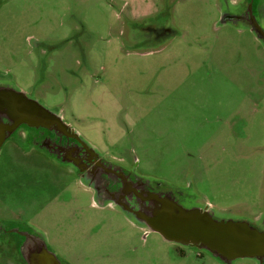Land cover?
I'll return each mask as SVG.
<instances>
[{
  "label": "rangeland",
  "instance_id": "obj_1",
  "mask_svg": "<svg viewBox=\"0 0 264 264\" xmlns=\"http://www.w3.org/2000/svg\"><path fill=\"white\" fill-rule=\"evenodd\" d=\"M235 1L0 0V80L141 180L264 230V44L226 20ZM0 222L34 229L64 264H224L12 140Z\"/></svg>",
  "mask_w": 264,
  "mask_h": 264
},
{
  "label": "water",
  "instance_id": "obj_2",
  "mask_svg": "<svg viewBox=\"0 0 264 264\" xmlns=\"http://www.w3.org/2000/svg\"><path fill=\"white\" fill-rule=\"evenodd\" d=\"M252 32L264 41V32L256 27ZM0 118L9 121L8 126L0 127L3 134L21 125L62 133L69 127L60 115L11 86H0ZM139 198L149 205L136 212L133 219L166 241L205 250L224 264L238 259H254L264 264V231L250 222L216 218L208 207L185 208L170 196L140 192ZM120 207L124 213H130ZM20 252L27 264H64L45 240L33 235H29Z\"/></svg>",
  "mask_w": 264,
  "mask_h": 264
},
{
  "label": "flooded vegetation",
  "instance_id": "obj_3",
  "mask_svg": "<svg viewBox=\"0 0 264 264\" xmlns=\"http://www.w3.org/2000/svg\"><path fill=\"white\" fill-rule=\"evenodd\" d=\"M231 6L226 9V20L244 24L251 31L256 27L264 32V0H236ZM0 86L9 85L0 80ZM8 125L9 121L6 118H0V127ZM11 140L27 153L40 151L59 164L70 167L79 179L95 190V196L102 206L111 205L123 211L120 207L122 205L130 212L125 214L132 219L143 206L149 205V202L143 203L140 200V192L170 196L185 208H200L183 192L163 184L141 180L134 171L107 159L70 126L63 133L46 128H30L27 125H21L13 132L6 131L3 134L0 131V154ZM208 210L212 211L209 208ZM212 212L215 216V211ZM262 226L264 228V222ZM29 235L43 239L27 225L0 222V249L3 250L0 252V264L8 261L11 264H27L20 250L28 241Z\"/></svg>",
  "mask_w": 264,
  "mask_h": 264
}]
</instances>
